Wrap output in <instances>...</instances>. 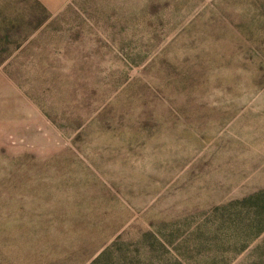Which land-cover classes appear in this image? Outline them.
Listing matches in <instances>:
<instances>
[{"label":"rangeland","instance_id":"rangeland-1","mask_svg":"<svg viewBox=\"0 0 264 264\" xmlns=\"http://www.w3.org/2000/svg\"><path fill=\"white\" fill-rule=\"evenodd\" d=\"M0 264H264V0H0Z\"/></svg>","mask_w":264,"mask_h":264}]
</instances>
